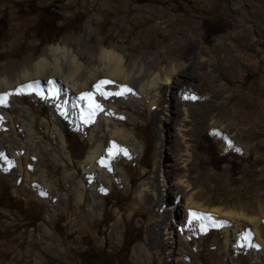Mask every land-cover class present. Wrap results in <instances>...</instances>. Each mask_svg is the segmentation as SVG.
Instances as JSON below:
<instances>
[{"label":"rangeland","instance_id":"obj_1","mask_svg":"<svg viewBox=\"0 0 264 264\" xmlns=\"http://www.w3.org/2000/svg\"><path fill=\"white\" fill-rule=\"evenodd\" d=\"M102 41L131 59L152 57L155 74L173 64L183 73L165 102L122 107L134 117L120 123L142 146L140 163L121 160L129 190L113 183L97 193L96 213L88 199L77 202L63 177L72 176V186L81 181L78 163L92 146L66 118L60 126L72 164L41 153L59 199L50 233L41 228L50 205L0 168V264H264V248L253 255L246 228L236 249L218 223L192 227L184 207L194 192L208 208L258 217L264 242V0H0V74L36 62L53 46L89 51ZM16 102L32 108L47 141L40 123L50 117L49 105L29 96ZM63 104L71 113L68 97ZM166 179L170 186L160 188ZM153 183L169 198L161 207L142 198ZM178 204L177 215L168 211ZM164 212L167 225L157 235ZM140 244L153 255L146 263L134 252Z\"/></svg>","mask_w":264,"mask_h":264},{"label":"bare ground","instance_id":"obj_2","mask_svg":"<svg viewBox=\"0 0 264 264\" xmlns=\"http://www.w3.org/2000/svg\"><path fill=\"white\" fill-rule=\"evenodd\" d=\"M89 34L90 29L86 36ZM153 60L152 57L131 59L125 49L107 48L104 41L99 42L98 49L89 51H83L81 45L75 48L65 44L53 46L36 62L28 63L12 70L13 72L0 74V97H4L0 101V168L8 172L17 183L32 185L39 197L50 205L41 227L45 233H50V214L58 196L54 185L48 180L41 153H46L59 165L73 162L66 134L60 126L63 118L69 122L71 130L89 136L92 144L87 159L78 163L82 170L81 181L72 186V176L67 172L63 175L77 202L82 203L88 199L90 211L96 213L100 208L96 202L97 193L105 194L113 183L125 191L129 190L130 182L125 177L121 160L125 159L138 166L142 146L135 140L133 132L121 126L120 122L134 118L131 112L124 111L122 107L144 101L154 108L156 104L165 102L166 92H169L172 84H177L178 79L173 81V78L180 77L183 73L181 65L173 64L168 71L161 70L155 74ZM103 81L110 83H102ZM56 84L59 85L58 88ZM57 92L64 95L57 99ZM157 95L158 99L154 100ZM25 96L36 101L42 100L50 107V117L44 118L40 123V129L49 138L47 141L35 127L32 108L16 102V99ZM65 97L71 101V113L61 105ZM170 100L173 101V98ZM5 106L12 112L5 110ZM229 145L230 140L226 137L223 149L228 151ZM183 180L180 177L178 184H183ZM164 182L165 185L160 188L170 186L169 179L162 183ZM147 187L141 191L146 202L161 207L169 199L163 193L164 189L159 193L158 184L153 183L152 189ZM175 195L179 197L178 193ZM195 197L194 192L189 193L184 206L192 219V227L199 226L204 219L218 223L224 231L227 245L238 249L242 245L239 232H243V226L250 237L249 243L253 244V255H260L264 242L259 228L261 220L258 217L220 208L211 209ZM181 206L175 205V208L168 211H175L177 215ZM168 215V212L161 215L157 235H161L162 228L167 225ZM238 221L242 224H237ZM159 237V247L164 248L166 244ZM189 242L190 240L187 241ZM134 252L144 263L153 256L144 244L136 246Z\"/></svg>","mask_w":264,"mask_h":264},{"label":"snow or ice","instance_id":"obj_3","mask_svg":"<svg viewBox=\"0 0 264 264\" xmlns=\"http://www.w3.org/2000/svg\"><path fill=\"white\" fill-rule=\"evenodd\" d=\"M102 83H110L109 81H103ZM29 87H30V85H29ZM127 91H130L131 89H126ZM117 95H120V94H122V93H116ZM4 99V97H0V101H2ZM97 107H99L98 105H97Z\"/></svg>","mask_w":264,"mask_h":264}]
</instances>
